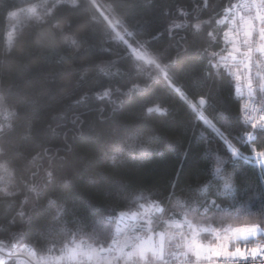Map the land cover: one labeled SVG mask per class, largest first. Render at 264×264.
<instances>
[{"label": "snow or ice", "instance_id": "1", "mask_svg": "<svg viewBox=\"0 0 264 264\" xmlns=\"http://www.w3.org/2000/svg\"><path fill=\"white\" fill-rule=\"evenodd\" d=\"M167 2L175 9L177 17L183 19L178 23L177 17H172L170 10L167 14L170 24L165 31L173 34L179 29L195 30L191 34L193 40L191 45L188 43V35L179 38L177 43L182 41L185 46L178 49L174 57H166L164 54L154 55L145 49L146 44L159 39L156 36L159 29L153 27L154 16L160 10L159 0H143V3L141 0H111L104 8L107 15L97 14L100 6L96 4V0H40L36 3L30 0H12V2L3 0L0 7L3 8L2 18L13 22L11 24L13 30L16 28L15 22H18L20 17H24L29 24L37 27L50 25L48 31L40 32L31 38L35 46L54 47L56 33H64L65 28H71L77 18L85 19L86 23L76 33L62 35L63 42L86 50L85 45L89 39L88 32L91 26L106 22L105 31L114 32L113 39L124 45L125 51L133 58L132 62L129 64L127 59L118 57L116 60L106 61L103 66H98L97 70L105 81L93 85L96 91L85 90L78 94H70L67 99L71 101L73 107L87 106L92 99L100 103L107 101L112 105L122 104L123 101L119 99L113 100V96H128L136 92L151 91L161 78L166 82L174 80V76L170 73L182 61L190 62L197 58H206L205 68L210 71L205 75L214 77L216 81L227 82L243 102L240 104L239 114H229L226 119L222 113H218L209 120L204 113L209 108L216 111L209 89L199 97L197 103L187 105L194 117V123L202 124L205 129H211L216 139L225 145L222 156L228 157L230 151L232 162L255 161L253 166L258 164L259 169L264 172V0H238L236 3L228 0L226 6L224 0H167ZM202 13H209V19L201 21L199 16ZM60 14H66L67 19L63 24L53 23ZM218 16L220 19H216ZM137 17H143V27L148 32L149 39L144 42L136 41V47H132L125 40V35L133 38L136 34L134 26L133 31L124 29V35L116 32L115 29L123 28L125 21ZM191 20H196V23L191 24ZM213 20L218 26H225L222 35L216 31L207 33L211 43L223 45L220 51H209L208 48H204L198 53L190 52V48L195 47V40L199 38L202 26L210 25ZM29 38L25 37V39ZM13 47L14 42L10 40L8 53H11ZM140 61L153 65L157 75L155 77L149 75L147 82L135 83L128 92H122L121 89L125 85L118 79L122 74H135L138 80L143 79L144 69ZM116 84L120 86L115 87ZM172 90L176 91V89ZM19 94L23 95V91L21 90ZM180 98L183 102L187 96L184 94ZM11 99L12 88L10 86L0 88V114L6 121L0 124V140L11 136L16 129L12 117L18 115L19 107L10 103ZM35 103L36 101L27 95L19 101V105L25 107ZM104 111L106 108L99 109L101 114ZM167 113L168 109L160 104L146 109L148 115L166 116ZM25 119L27 120V117ZM220 120H225V124L221 126L223 131L214 124V121ZM228 120L231 121L230 124ZM72 124H78V132L83 138L85 122L76 115ZM241 125L250 126L252 129L246 133V142L242 146L246 147L247 142L260 145L251 148V156H244L225 135L227 133L230 136V129ZM33 127V122L28 120L26 136L19 138L10 147L0 144V185H2L0 198L8 202V208L13 206L12 202L17 196L23 194L11 190L16 187L17 169L22 163L35 164L51 151L42 148L33 155L35 151L33 144H21V141L32 139ZM55 131L56 129H53V132ZM203 136L201 132V137ZM137 149L140 157L149 152L144 147L143 135L138 130H129L126 143L113 151L112 163L115 164L126 152H136ZM25 153L27 160L24 159ZM13 159L16 160L15 165L12 163ZM214 161L215 166H210L207 174L183 182L181 179L183 170L178 169L164 187L158 189L157 198L149 199L143 195L135 197L131 202L135 205L134 210L129 208L117 212V208L121 205L114 204L98 210L92 209L90 215L83 216L74 210L59 207L56 218L62 214L68 215L70 217L68 223L72 225V228L63 229L62 241L49 240L51 231L45 233L43 224L33 214L28 227V233L33 239L23 247L18 243L8 244L0 241V253L7 256V261L0 260V264H12L13 259L15 264H264V213H261L258 222H245L238 227L223 224L226 219L233 221L239 219L248 209L247 203L240 202L238 198L240 190L233 182L234 174L225 172L229 160L214 157ZM53 174V171L46 172L49 181L52 180ZM33 175L35 176V173ZM213 186L216 188L214 192L210 191ZM23 187L28 193L39 191V186L35 183L24 184ZM121 190L134 192L136 188L124 186L123 189H117L115 194L110 193V196L118 199ZM200 196L204 199L200 200ZM194 197L195 201H193ZM223 198L230 199L233 204H239L235 212L232 206H224ZM141 200L146 202L138 203ZM176 208L181 211H176ZM18 215L23 220L26 213L20 211ZM14 222L13 220L11 223ZM217 223L221 225L220 228L213 227ZM201 237L212 239L209 243H203ZM258 237L260 239H257ZM43 243H51L53 247L48 248L45 255L37 256L38 251H43L41 248ZM253 243L254 246H248ZM56 244H59V248L55 247ZM241 244L244 246L241 247ZM56 252L59 255H55Z\"/></svg>", "mask_w": 264, "mask_h": 264}, {"label": "trees", "instance_id": "2", "mask_svg": "<svg viewBox=\"0 0 264 264\" xmlns=\"http://www.w3.org/2000/svg\"><path fill=\"white\" fill-rule=\"evenodd\" d=\"M30 2L36 3L40 0H30ZM110 2L111 0H96V4L100 6L97 14L107 15L104 8ZM227 2L228 0H224L225 6ZM232 2L234 3L235 0ZM0 3H3V0H0ZM159 9L153 19V27L159 29L156 32L159 39L146 44L145 49L154 55L164 54L166 57H174L176 51L185 46L182 41L177 43L179 38L188 35V43L191 45L193 43L191 34L195 30L179 29L169 34L165 31L170 24L167 14L170 10L172 17H177V14L167 0H159ZM2 13L3 8L0 7V81H2L0 88L9 86L12 88L10 103L18 105L19 111L17 116L12 117L16 123L15 131L11 136L0 140V144L10 147L19 138L26 136L28 120H30L34 124L32 139L21 141V144H33L35 147L33 155L42 148L51 151L35 164L22 163L17 169L16 187L11 190L23 194L15 198L11 208L7 207L8 202L0 198V241L8 244L29 243L33 239L28 233L33 214L43 224L45 233L51 231L49 240L62 241L63 229L72 228V225L68 223L70 218L68 215L62 214L56 218L59 207L74 210L83 216L90 215L92 209L98 210L114 204L121 205L117 208V212L129 208L134 210L135 205L131 202L135 197L143 195L149 199L157 198L158 189L164 187L178 169L183 170L182 182L207 174L209 167L215 166L214 157L229 160L225 172L234 174L233 182L240 190L238 198L240 202L247 203L248 209L239 219L235 221L226 219L223 224L238 227L245 222H258L261 213H264V179L258 164L253 166L255 161L246 160L232 162L230 151L228 157L222 156L225 145L216 139L211 129H205L202 124L194 123V117L187 106L197 103L199 97L211 89L212 104L216 111L209 108L204 113L209 120L218 113H222L226 119L229 114H239L241 102L234 88L227 82L216 81L214 77L205 75L210 71L205 68L206 58H197L190 62L182 61L170 73L174 76V80L166 82L161 78L151 91L136 92L128 96H113V100L119 99L123 101L122 104L112 105L107 101L100 103L92 99L87 106L73 107L71 101L67 99L70 94H78L85 90L96 91L93 85L105 81L97 70L98 66H103L106 61L116 60L118 57L127 59L129 64L132 62L133 58L125 51L124 45L113 39L114 32L105 31L106 22L91 26L88 32L89 39L85 45L86 50L63 42L62 35L74 34L86 23L85 19L77 18L71 28H65L64 33H56L54 47L35 46L31 38L40 32L48 31L50 25L37 27L29 24L24 17H20L13 30L11 21L4 20ZM66 19V14H60L53 23L63 24ZM182 19L177 17V22H182ZM199 19L208 20L209 13H202ZM190 23L195 24L196 20H191ZM143 24V17H137L125 21L123 28L117 27L115 31L124 35V29L133 31L134 26L135 36L129 38L125 35V40L132 47H136V41L144 42L149 39ZM224 27L218 26L215 20L210 25L202 26L199 38L195 40V47L190 48V52L198 53L204 48H208L209 51H220L223 45L211 43L207 33L216 31L222 35ZM25 37L30 38L25 39ZM10 40H13L14 47L11 53H8ZM140 64L144 69L143 79L138 80L135 74L127 73L118 78L120 83L125 85L121 89L122 92H128L135 83L147 82L149 75L152 77L157 75L153 65H149L146 61H140ZM21 90L23 95L19 94ZM184 94L187 99L182 102L180 97ZM24 95L32 97L36 103L27 107L20 106L19 101ZM157 104L168 109L166 116L146 114L147 108ZM100 108H106V111L101 114ZM76 115L85 122L83 138L78 132V124H72ZM3 123L6 121L0 114V124ZM228 123L230 124L231 121L228 120ZM214 124L223 131L221 126L225 124V120L214 121ZM53 129L56 131L53 132ZM129 130H138L143 135L144 147L149 152L143 157L138 155V149L136 152H126L113 164L112 153L115 148L126 143ZM230 131V136L227 133L225 135L244 156H251V148L260 146L252 142H247L246 147L242 146L246 142L248 132L246 125L234 126ZM201 132L204 134L203 138ZM239 137L244 139H236ZM24 159H28L27 153L24 154ZM12 163L15 165L16 160L13 159ZM50 165L52 167H49ZM47 171L54 173L51 181L46 175ZM33 183L39 186V191L28 193L23 185ZM124 186L134 187L136 191L121 190L118 199L110 196V193L115 194L117 189H123ZM215 190L213 186L210 191ZM195 199L194 197L193 201ZM199 199L202 200L204 197L200 196ZM223 199L224 206H232L233 212L239 207L238 203L233 204L230 199ZM145 202L141 200L138 203ZM175 210L181 211L179 208ZM20 211L26 213L23 220L18 215ZM13 220L15 222L11 223ZM213 227L220 228L221 225L217 223ZM211 239V237H201V242L209 243ZM248 246H254V243ZM50 247H53L51 243H43L41 245L43 251L37 253L45 254ZM55 247L59 248V244ZM230 247L234 246L230 245ZM55 255L59 253L56 252ZM3 260L7 261V257ZM12 264H15V259L12 260Z\"/></svg>", "mask_w": 264, "mask_h": 264}, {"label": "rangeland", "instance_id": "3", "mask_svg": "<svg viewBox=\"0 0 264 264\" xmlns=\"http://www.w3.org/2000/svg\"><path fill=\"white\" fill-rule=\"evenodd\" d=\"M20 20V19H19ZM19 22V21H18ZM18 22H15L16 24L18 23ZM13 22L11 21V24H12ZM261 174H262V177H263V179H264V172H262L261 171ZM13 243H16V242H13ZM25 244H19V246L20 247H23ZM43 255H45V254H39V253H37V256H43ZM4 257H7L4 253H0V260H3L4 259Z\"/></svg>", "mask_w": 264, "mask_h": 264}, {"label": "built area", "instance_id": "4", "mask_svg": "<svg viewBox=\"0 0 264 264\" xmlns=\"http://www.w3.org/2000/svg\"><path fill=\"white\" fill-rule=\"evenodd\" d=\"M236 2H238V0H235V2L234 3H236ZM236 96L240 99V102L242 103L243 101H242V99H241V97L238 95V94H236ZM247 126V125H246ZM248 127V131H251L252 129L250 128V126H247Z\"/></svg>", "mask_w": 264, "mask_h": 264}]
</instances>
